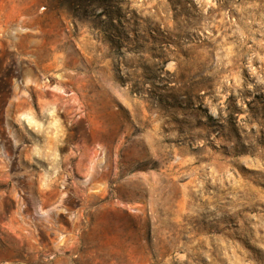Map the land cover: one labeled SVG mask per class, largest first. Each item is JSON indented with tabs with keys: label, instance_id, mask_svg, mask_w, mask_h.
<instances>
[{
	"label": "rangeland",
	"instance_id": "rangeland-1",
	"mask_svg": "<svg viewBox=\"0 0 264 264\" xmlns=\"http://www.w3.org/2000/svg\"><path fill=\"white\" fill-rule=\"evenodd\" d=\"M0 264H264V0H0Z\"/></svg>",
	"mask_w": 264,
	"mask_h": 264
},
{
	"label": "bare ground",
	"instance_id": "bare-ground-1",
	"mask_svg": "<svg viewBox=\"0 0 264 264\" xmlns=\"http://www.w3.org/2000/svg\"><path fill=\"white\" fill-rule=\"evenodd\" d=\"M58 235V234H57Z\"/></svg>",
	"mask_w": 264,
	"mask_h": 264
}]
</instances>
